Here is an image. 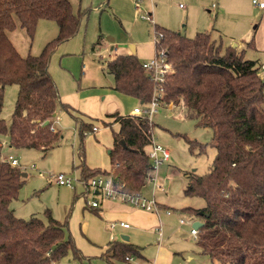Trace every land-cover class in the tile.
<instances>
[{"label": "trees", "instance_id": "obj_1", "mask_svg": "<svg viewBox=\"0 0 264 264\" xmlns=\"http://www.w3.org/2000/svg\"><path fill=\"white\" fill-rule=\"evenodd\" d=\"M70 0H0V135L16 148H37L46 154L63 138L56 128L61 101L49 64L55 48L73 37L82 16ZM50 19L59 26L58 36L39 55L23 56L8 32L17 23L33 38L39 20ZM156 52L163 50L170 70L165 74L161 104H183L197 125L210 127L211 140L201 143L187 139L191 149H216L210 170L192 171L185 189L188 196H199L205 205L187 207L184 212L200 218L204 225L196 239L200 253L223 264H264V79L261 63L245 57V50L224 46L203 30L187 36L154 23ZM254 45V38L248 42ZM114 75V89L149 103L159 84L144 68L135 53L117 54L107 63ZM19 85V94L10 124L1 116L5 86ZM54 114H56L54 116ZM73 114V113H72ZM119 123L110 152L112 168L82 165V178L112 177L115 188L125 195L140 194L152 178L153 160L147 147L154 143V122L139 114L110 113ZM80 135L90 122L76 116ZM49 120V124L43 123ZM125 141V146L120 143ZM83 156V154H82ZM26 181L18 166L3 158L0 140V264H54L70 250L82 257L72 237L65 235V223L50 210L47 219L18 217L11 208ZM93 207V206H92ZM108 260L128 261L141 257L140 248L126 240H112L104 254Z\"/></svg>", "mask_w": 264, "mask_h": 264}, {"label": "rangeland", "instance_id": "obj_2", "mask_svg": "<svg viewBox=\"0 0 264 264\" xmlns=\"http://www.w3.org/2000/svg\"><path fill=\"white\" fill-rule=\"evenodd\" d=\"M213 1L137 0L138 7L131 19L119 17L105 5L95 8L85 0L81 5L79 0L72 2L75 12L84 14L81 26L73 37L52 52L49 70L61 97L80 88H104L99 96L100 109L90 107L88 112L96 111L95 114L87 112L91 117H84L81 112L72 114L59 106L55 125L62 131L63 138L46 154L37 148L11 147L8 136L0 135L3 158L8 160L9 155H13L18 159L21 171L28 174L18 198L11 204L15 214L24 219L37 216L46 220V211L50 210L55 218L65 223V235L73 238L83 255L78 257L70 250L58 264H223L200 253L190 230L193 221L201 219L184 212V208L205 205L203 198L188 196L185 189L192 171L204 174L210 170L216 149L208 146L200 153L199 149L190 148L187 139L207 143L213 131L210 127L197 125L182 103L172 109L160 104L158 111L150 117L155 124L154 142L170 152L169 159L156 166L154 178L140 193L141 198L156 202L157 210H146L122 193L111 197L105 190L88 186L82 178L81 168L84 164L111 169L109 152L119 125H106L101 118L107 112L125 111L126 106L117 107L106 94L115 84L114 75L107 71V63L115 54L130 51L132 45L143 63L156 58L161 61V53L157 57L155 48L154 23L190 37L197 30H213V36L222 40L224 46H235L236 43L240 51L245 50L246 58L264 62V7L255 5L253 0H216L218 7L211 10ZM258 2L264 3V0ZM58 34L57 22L50 19L39 20L33 38L18 23L13 31L8 32L23 56L41 54ZM252 38L254 45L249 46L246 42ZM18 94V84L5 86L1 116L8 124ZM138 105L146 107L148 103ZM75 115L83 117L92 126L96 125L99 131L90 128L81 136ZM152 149V145L147 147L149 153ZM60 173L72 179L73 187L57 183L56 176ZM95 177L106 178L105 175ZM93 202H97V208L92 207ZM141 210L150 214H141L140 220L132 217L133 211ZM122 222L128 223L129 228L123 230ZM158 226L164 234L163 246L170 251H164L162 257L161 246L152 234V227ZM114 234L117 238L122 234L129 235L130 242L140 248L144 257L135 256L132 261L108 260L104 254Z\"/></svg>", "mask_w": 264, "mask_h": 264}, {"label": "crops", "instance_id": "obj_3", "mask_svg": "<svg viewBox=\"0 0 264 264\" xmlns=\"http://www.w3.org/2000/svg\"><path fill=\"white\" fill-rule=\"evenodd\" d=\"M70 1L72 3L74 0H70ZM79 1H80L79 2L80 5H81L82 2H83V0H79ZM85 1L87 3H90V6H92V7L94 6L95 8H98V7H101L102 5H105V6H107V8H109L112 11H114L115 13H117V15H119V17H121L123 19H131L133 17L134 10L137 9V7H138L137 0H85ZM72 5H73V3H72ZM217 7H218V3H217ZM211 10H213V8ZM211 10H209V11H211ZM150 15H151V13H149V16ZM162 26L167 27L165 25H162ZM167 28H170V27H167ZM170 29H172V28H170ZM199 31L200 30H197V32H199ZM246 43H248V42H246ZM235 45L236 46H234V47H237L238 50H240L239 49V45L236 44V43H235ZM132 53H135L136 54L134 45L131 46V50L130 51H128L126 53H122V54H132ZM116 55L117 54H115L114 57ZM262 63H264V62H262ZM103 90H105V89L104 88H99V87H96V86H93V87L91 86V87H87V88H80L77 91H73V92H70V93H65V94H63L62 97L60 96V98H62L63 100L66 101V102L63 101L64 103H67V104L71 105V107L73 108V110H72L73 112H81L84 117L85 116L86 117H91V116H89V114H87V112L89 111L90 107L93 108L94 110H97V111L100 109L101 105L99 103V96H100L101 93L104 92ZM110 91H111L110 93H107L106 92V94H108V96H110L111 100L113 101V103L117 107L119 105H122V104L126 106L125 107V111L115 110V111H112L111 113L119 112L120 114H123V115H125V114H134L133 113L134 108L135 107H138L139 106L138 105L139 103L140 104H143L142 102L139 101V99L115 90L114 89V86L111 87V90ZM172 106H174V104H170L168 107L170 109H172ZM78 108H80L81 110L78 109ZM95 112L96 111H94V112L90 111L88 113L95 114ZM108 114H110V113L107 112L103 116L104 118H101V120H102L103 123H104V121H108V122L113 121V118L112 117L107 116ZM82 119H84V118L82 117ZM112 124H118L119 125L118 122H114ZM94 127H97V126L94 125L93 128ZM56 128H58V127L56 126ZM93 131H99V127H97L96 130L93 129ZM113 145H114V137H113ZM110 152H111V150H110ZM90 168H93V167H90ZM27 176H28V174L25 176V178ZM153 178H154V172L152 173V178L151 179H153ZM141 211H133L134 214L132 215V217L138 218L140 220V218H142L141 217V214H150V213H147V211L146 212L145 211H142L141 212ZM153 216L154 215H151V217H153ZM192 226H193V223H192ZM192 226H191V228H192ZM155 228L156 227H152V234H153V238L156 239L157 236H158V234H157ZM122 229L123 230H126L128 228H125V227L122 226ZM190 234H191V236H194L191 233V231H190ZM122 235H121L120 238L119 237L117 238V235L114 234V236H113L114 239L113 240H123L122 239ZM162 235H163V239L161 241L156 240L157 243L161 246V251H162L161 252V257L163 255L164 251L167 252V253L169 251L166 247L163 246V243H164V234L162 233ZM196 246H197V243H196ZM140 252H141V250H140ZM143 257L144 256H143V254L141 252V258H143ZM54 264H58V262L57 263H54Z\"/></svg>", "mask_w": 264, "mask_h": 264}, {"label": "built area", "instance_id": "obj_4", "mask_svg": "<svg viewBox=\"0 0 264 264\" xmlns=\"http://www.w3.org/2000/svg\"><path fill=\"white\" fill-rule=\"evenodd\" d=\"M253 3L255 5H259L260 7H264V3L258 2V0H253ZM180 6H182V5H180ZM211 7L213 9H216L217 8V2L213 1ZM156 40H158L157 37H155V41ZM159 54L161 55V61H158V59L156 58V59L152 60L150 63H147V64L143 63L144 68L146 70H148L153 75L155 81L159 84L157 95L154 97V99L152 101H150L148 103V106H146V107H144V106L135 107L133 110L134 114L148 116L150 118L152 114H154L158 111V106L161 104V99L163 97V92H164L163 82H164L165 74L170 70V64L167 62L166 56H165V53L163 50H160L157 53V57L159 56ZM159 68H160V71H157ZM260 75L264 79V63H262L260 66ZM93 129L96 130L97 127H94ZM152 146H153V149L149 153V156L153 160L154 170H156V166L160 162L169 159L170 152L167 148H165L164 146H162L158 143L154 142L152 144ZM8 160L10 161V163L13 166L19 165L18 159H16L13 155H9ZM154 170H153V172H154ZM56 181L60 185H68V186L73 187L72 179L67 177L63 173H60L56 176ZM86 184L88 186H94L97 190H100V189L105 190L106 195L111 196V197H115L117 194H119V191L114 186V182H113L112 177H107V176H106V178L92 177L91 179L86 181ZM123 195H125V194H123ZM125 196H129L131 202H133L134 204H136V205H138V206H140L146 210L153 211V210L158 209L156 202L151 201V200H145V199L141 198L140 194L125 195ZM97 205H98L97 202L92 203V206H94V207H96ZM168 213H169V211H168ZM181 222H184L183 218H181ZM121 225L125 228H129L128 223L122 222ZM155 230L158 234L157 240L161 241L163 239L161 227L158 226L155 228ZM190 231L195 236V238L197 239L198 228L192 226ZM133 258H134L133 256L127 257L128 261H132Z\"/></svg>", "mask_w": 264, "mask_h": 264}, {"label": "water", "instance_id": "obj_5", "mask_svg": "<svg viewBox=\"0 0 264 264\" xmlns=\"http://www.w3.org/2000/svg\"><path fill=\"white\" fill-rule=\"evenodd\" d=\"M236 46V45H235ZM56 114H54V116H55ZM49 120H46L44 123H43V125H47V124H49ZM120 143L122 144V145H126L125 144V141L124 140H121L120 141ZM27 175V173H25V172H22V176H26ZM204 225V222L202 221V220H197V221H194L193 222V226L194 227H196V228H200V227H202ZM122 239L123 240H126V241H129L130 240V237H129V235H126V234H123L122 235Z\"/></svg>", "mask_w": 264, "mask_h": 264}]
</instances>
